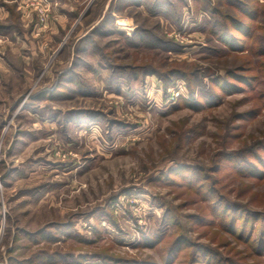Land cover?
Wrapping results in <instances>:
<instances>
[{
    "label": "rangeland",
    "instance_id": "374dc122",
    "mask_svg": "<svg viewBox=\"0 0 264 264\" xmlns=\"http://www.w3.org/2000/svg\"><path fill=\"white\" fill-rule=\"evenodd\" d=\"M263 42L264 0H0V264H264V86L212 82Z\"/></svg>",
    "mask_w": 264,
    "mask_h": 264
},
{
    "label": "trees",
    "instance_id": "16d2710c",
    "mask_svg": "<svg viewBox=\"0 0 264 264\" xmlns=\"http://www.w3.org/2000/svg\"><path fill=\"white\" fill-rule=\"evenodd\" d=\"M244 32L248 33L247 31H244ZM262 46H263V48L259 49L258 51L256 50V53L261 54L263 56L264 55V42H263ZM243 48L244 47H240V45H239V47L235 46L236 50H238V49L243 50ZM254 51H255V49H253V51H251V53L254 54ZM251 53L244 55L243 59L241 60V63L240 64L238 63L235 67L234 66L232 67V68H236V72H233L232 70H230L229 73H226V75L223 77H220V76L214 77L212 79V82L214 84L217 83L222 88V90L225 94L235 92L238 90H243L244 87H242V85H241L242 83L253 85L254 82L259 81L264 86V80H262V81L259 80L261 75L264 76V71H263L264 69H261L259 67L260 61L257 60L256 63L258 64L259 70H258V74L254 73L256 64L253 63ZM238 72H240V73H238ZM229 76H231L230 78L236 79L239 82L238 83L239 85H237L236 83L234 84V83L228 81L226 78ZM213 83H211V85H209V87H208L209 89L208 88L203 89L202 91L197 90L195 87L190 85L191 86L190 87L191 88L190 89V97L186 99L187 104L191 105V106H203L204 104H206V105L210 104V105L216 106L218 104L219 100L222 99V95L214 89V87L212 85ZM231 88L234 89V91H231L232 90ZM258 93H259V96H258L259 100L257 102L261 103L259 105V108H261V107L264 108V87H261V89L259 90ZM180 99L182 100L183 97L182 96L179 97V100ZM251 112H253V111H251ZM249 154H251L253 156V158L250 159V157L249 158L246 157V159H243L244 165L238 167V169H237L238 173L241 174L243 177H246V178L251 177V178H257V179H263L264 178V158L260 154H252V153H249ZM218 168L219 167H216V171L219 170ZM211 191L213 193H216L214 188L211 189ZM220 198H222V200H224V197H220ZM225 206L228 210L233 211L232 219L228 222V224L225 225V228L228 231H231V233H233V234L234 233L238 234V232H240V235L243 236L245 229H246L247 225L249 224V221H250L249 218L251 215H253L254 217L259 215V218H261V215L259 213H256V212L253 213L251 211L245 210V211H247L246 212L247 216H245V220L243 222V225H241V227H239L238 226V222H239L238 215L235 213V210L236 209L240 210L241 207H239L238 205H236L235 203H232L230 201H227L225 203ZM213 211L215 212V214L219 213V204L215 203V205L213 207ZM203 219H204V217H201L199 220H203ZM261 224L264 226V222H262ZM251 228H252L251 230H254V223H252ZM180 240L181 239H179V241ZM257 240L261 246L264 244V232L263 231L261 232V234ZM221 260H224V259L221 258ZM225 263L226 264H233L230 260H226Z\"/></svg>",
    "mask_w": 264,
    "mask_h": 264
}]
</instances>
